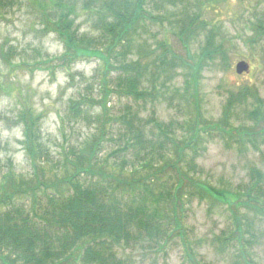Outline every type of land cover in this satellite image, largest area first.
<instances>
[{
    "label": "trees",
    "instance_id": "1",
    "mask_svg": "<svg viewBox=\"0 0 264 264\" xmlns=\"http://www.w3.org/2000/svg\"><path fill=\"white\" fill-rule=\"evenodd\" d=\"M25 2L42 32L53 34L62 51L56 56L36 49L33 54H16L11 46L5 51L0 45L3 78L17 69L46 70L51 76L56 70L70 73L74 64L86 59L100 62L101 75L98 93L73 94L59 118L62 126L93 125L94 132H85L75 142L63 135L57 149L44 139L43 115L32 105L18 103L10 117L0 113L1 122L20 128L19 143L30 166L28 174H21L11 158L0 157V264H128L120 256L123 249L142 246L144 241L162 247L174 232L188 264H199L194 244L186 237L185 217L181 210L177 213L184 195L225 204L234 228L228 237L222 231L214 240L235 251L240 258L234 264H257L246 254L252 242L244 236L248 223L241 222L245 216L237 210H253L264 218V172L250 168L243 190H219L199 181L195 163L204 151L200 143L212 137V131L220 139L264 147V102L256 91L244 87L231 93L216 123L201 120L196 111L181 125L187 136H178L154 115H141L144 100L151 96L152 101L154 92L155 98L160 93L157 81L176 66L175 59L182 61L169 53L165 40L149 62L140 53L139 26L150 18L146 7H159L161 1L0 0V20ZM78 10L90 20L87 31L76 23ZM197 19L193 15L176 23L183 44L197 34ZM260 29L264 26L258 25L257 36L263 35ZM200 49L201 59L219 58L227 65L223 44L215 42L212 32L205 35ZM111 94L128 100L122 111L112 112L108 106ZM249 102L254 104L251 109ZM235 103L248 109L251 125H230L227 118ZM127 152L130 157H125Z\"/></svg>",
    "mask_w": 264,
    "mask_h": 264
},
{
    "label": "rangeland",
    "instance_id": "2",
    "mask_svg": "<svg viewBox=\"0 0 264 264\" xmlns=\"http://www.w3.org/2000/svg\"><path fill=\"white\" fill-rule=\"evenodd\" d=\"M159 2V7H146L150 18H146L143 26H139L140 40L137 41L143 61L149 62L151 54L154 56L160 51L157 45L163 40L169 53L176 58L180 57L182 61L175 59L176 66L157 81L155 89H159L160 93L155 98L154 92L152 101L151 96L144 100L146 102L141 109L142 117L154 115L158 121L169 124L179 136L180 133H185L181 125H185V121H189L196 111L201 120L209 123L220 120L227 98L244 87L255 90L264 102V29H260L263 35L256 34L258 25L264 26V0ZM78 14L76 23L80 25L81 31H87L89 18L79 10ZM193 15L198 17L195 22L198 26L194 29L197 34L183 44L176 23ZM96 31L95 27L91 32ZM209 32L214 34L215 42H222L227 54L226 66L220 63L219 58L215 61L200 58V48ZM0 45L5 51L11 46L16 50V54L20 51L33 54L32 49H36L42 54L47 52L50 56H56L62 51L61 44L53 34L42 32L35 20L33 9L27 2L8 13L4 20H0ZM133 47L136 48V45ZM13 60L17 61L15 58ZM240 60L248 62L249 71L237 74L234 68ZM184 62L188 66L182 64ZM100 69L101 65L97 59H86L74 64L69 69L70 73L56 70L53 76L46 70L29 72L23 69L8 71L4 78L0 74V87L8 88L7 91L0 89V113L10 117L14 109H17L18 103L32 105L43 115L41 131L51 148L57 149L63 141V135L70 142L80 140L85 132H94L93 125L77 124L73 127L66 123L62 126L59 118L63 115L67 99L73 94L98 93ZM160 84L163 87H160ZM146 85L149 90L152 89L150 82ZM126 101L128 100L125 98L111 94L108 106L112 107V112L122 111ZM252 102L248 103V109L254 107ZM248 109L235 103L227 118L230 125H251V120L246 114ZM188 124L189 122L186 123L187 128ZM185 135L187 136V133ZM211 136L207 137V141L200 143L204 146V151L195 160L199 169V181L209 183L219 190H243L249 182L250 168H258L264 172L262 144L254 149L248 143L220 139L214 131ZM20 139L18 126L0 121V157L11 158L17 172L28 174L30 166L23 155ZM129 153L127 152L125 157H130ZM189 153L190 151L186 150V155ZM183 199L184 202L179 210L177 209V213L181 214L182 211L185 217L183 226L186 237L194 244L199 264H234L240 257L233 249H225L214 240L222 231L224 237H228L230 230L234 228L226 205L211 200L212 198L198 201L184 195ZM237 213L245 216L241 222L248 223L244 236L252 243L247 256L257 264H264V218L253 210L241 207ZM175 233L162 247L144 241L142 246L123 249L120 256L125 258L128 264H188L180 238Z\"/></svg>",
    "mask_w": 264,
    "mask_h": 264
},
{
    "label": "water",
    "instance_id": "3",
    "mask_svg": "<svg viewBox=\"0 0 264 264\" xmlns=\"http://www.w3.org/2000/svg\"><path fill=\"white\" fill-rule=\"evenodd\" d=\"M248 63L244 60H240L235 64V72L241 74L248 71Z\"/></svg>",
    "mask_w": 264,
    "mask_h": 264
}]
</instances>
